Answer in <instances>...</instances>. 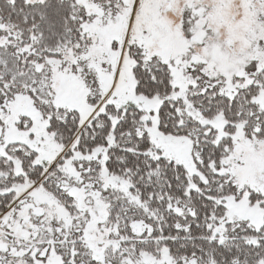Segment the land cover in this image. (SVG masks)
I'll return each instance as SVG.
<instances>
[{
	"label": "snow or ice",
	"instance_id": "1",
	"mask_svg": "<svg viewBox=\"0 0 264 264\" xmlns=\"http://www.w3.org/2000/svg\"><path fill=\"white\" fill-rule=\"evenodd\" d=\"M0 264H264V0H0Z\"/></svg>",
	"mask_w": 264,
	"mask_h": 264
}]
</instances>
